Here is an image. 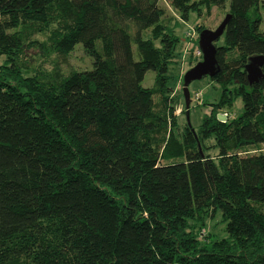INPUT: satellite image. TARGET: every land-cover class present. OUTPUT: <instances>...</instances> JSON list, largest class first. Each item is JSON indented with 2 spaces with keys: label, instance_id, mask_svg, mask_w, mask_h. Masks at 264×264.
I'll return each mask as SVG.
<instances>
[{
  "label": "trees",
  "instance_id": "obj_1",
  "mask_svg": "<svg viewBox=\"0 0 264 264\" xmlns=\"http://www.w3.org/2000/svg\"><path fill=\"white\" fill-rule=\"evenodd\" d=\"M167 1L185 21L226 0ZM227 1L220 92L177 137V22L159 0H0V264H264V152L243 153L264 145V62L256 82L245 70L264 30L258 0ZM44 31L59 56L81 43L91 68L21 74ZM235 97L242 112L218 120ZM217 211L226 236L203 237Z\"/></svg>",
  "mask_w": 264,
  "mask_h": 264
},
{
  "label": "rangeland",
  "instance_id": "obj_2",
  "mask_svg": "<svg viewBox=\"0 0 264 264\" xmlns=\"http://www.w3.org/2000/svg\"><path fill=\"white\" fill-rule=\"evenodd\" d=\"M160 6L164 9L163 22L173 25L176 21L177 24L173 26V32L178 37V42L175 46V57L168 67V74L170 76L169 86L172 91L171 104L174 108L173 114L176 117V128H172L175 136L180 137L181 133L187 127V120L193 128H197L201 123L204 114L209 112L210 106L208 103L214 101L219 92L220 87L213 82L209 76H204L200 79L193 80L188 84L189 91V105L185 107L184 96L182 93V76L184 72L193 66L197 61L201 60V54L198 52L197 39L198 33L197 26L202 29H215L225 16L228 1L221 7L211 6L207 11L202 9L201 15L196 12H190L185 21L179 19L175 10L170 7L167 0H159ZM258 14L262 19L261 28L264 30V9L262 7V0H258ZM52 28V26H50ZM200 29V30H202ZM48 38V32H37L33 35V39L38 40L43 46H31L24 48V53L21 62L24 67L21 70L23 75H32L38 72H45L51 75H65L72 70H86L91 68L92 58L83 50L81 43L74 45L69 54L59 56L46 46L45 40ZM221 43V39L217 41ZM99 44L96 42V45ZM133 47L134 57H136L135 48ZM5 57L0 55V66L3 65ZM141 85L143 87H153L155 85V74L153 70H146L142 79ZM154 102L159 101V96L154 94ZM243 104L240 97H235L229 113L220 110L217 114H225L229 118L237 117L242 112ZM225 119V120H226ZM224 120V121H225ZM169 128V127H168ZM168 130V129H167ZM171 132V129L168 130ZM212 138L204 141L206 152L215 156L216 149L212 147ZM264 152V145L249 148L244 150L243 153H257ZM225 222L221 220L219 211L211 218H208L206 223L200 228V232L204 237L208 232L213 239L223 238L226 236Z\"/></svg>",
  "mask_w": 264,
  "mask_h": 264
},
{
  "label": "water",
  "instance_id": "obj_3",
  "mask_svg": "<svg viewBox=\"0 0 264 264\" xmlns=\"http://www.w3.org/2000/svg\"><path fill=\"white\" fill-rule=\"evenodd\" d=\"M228 17L229 14H225L215 29L211 30L204 28L198 33L197 46L201 54V60L197 61L193 66L188 68L182 76V93L186 108L189 105L188 84L191 81L200 79L204 76L212 77L218 70L214 42L222 35ZM263 62L264 56L262 55L251 56L249 58L248 63L245 65L247 80L249 83L256 82L262 76L260 67ZM216 117L220 121H224L226 119L225 114H217ZM186 120L187 126L190 127L188 119Z\"/></svg>",
  "mask_w": 264,
  "mask_h": 264
},
{
  "label": "built area",
  "instance_id": "obj_4",
  "mask_svg": "<svg viewBox=\"0 0 264 264\" xmlns=\"http://www.w3.org/2000/svg\"><path fill=\"white\" fill-rule=\"evenodd\" d=\"M198 52L200 53V51L198 50Z\"/></svg>",
  "mask_w": 264,
  "mask_h": 264
}]
</instances>
